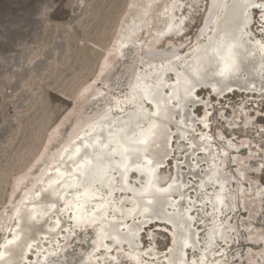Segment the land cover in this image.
Returning a JSON list of instances; mask_svg holds the SVG:
<instances>
[{
  "label": "bare ground",
  "instance_id": "6f19581e",
  "mask_svg": "<svg viewBox=\"0 0 264 264\" xmlns=\"http://www.w3.org/2000/svg\"><path fill=\"white\" fill-rule=\"evenodd\" d=\"M206 1L201 27L198 28V35L193 39L187 37L186 31L183 30L192 21L193 13H191V9L193 8L194 11L195 6L201 5L202 0H126L125 8L118 19L115 33L109 44L110 47L108 46L109 48L105 49L93 77L82 85L76 96H82L89 88L87 95L91 96V100L88 101V104L86 102V106L90 102L93 103L94 107L87 113L85 109L78 106L64 138L59 141H53L56 144L49 149L56 126L70 118L71 108L67 110L46 134L38 153L12 179L13 186L16 185V187L9 191L6 200L0 206V252L5 254V258L3 261H0V264H32L30 262L32 257L35 259H45L54 253L56 254L57 249L60 247V241L65 240L67 233H70L72 229L76 231L90 229L89 231L92 232V240L90 239L91 249L82 257L81 261L83 264L95 263V253L100 248H102L100 249L102 252L107 253V256H109L102 257L101 259L109 258L108 262L115 264L113 261L116 259L115 251L108 253L109 251L101 246L100 227H85L84 224L75 227L76 222L69 221V216L73 214L80 215L79 212L73 213L65 210L61 214V212L56 210L64 209L66 203L74 204L76 191L75 189L64 190L65 186L63 184H61L60 188H57L55 182L63 180L62 173L67 174V172H71L76 167L67 158L75 152L76 147L80 146L81 139L87 137L85 142L93 143L97 137H100L101 139H105L107 143L106 138L109 133L115 134L123 128L130 127L137 115L141 113V109L144 112L156 111L155 102L149 105L143 100V90L145 87L159 85L160 94L164 97L171 93L182 91V89L177 87L176 74L178 72L184 74L186 66L195 69L196 62L203 55V50L207 47L209 41L216 40L217 33L221 37L224 36L230 30L235 15L246 11L247 22L250 24L251 9L253 8L243 9L241 7L243 4H261L262 8L255 10L263 11L262 15H264V0ZM242 27L243 25H241ZM249 32L248 28L244 38L250 40L252 46L241 45V50L234 52L229 62L230 67L232 64L236 65L233 68L234 72L241 73L238 79H233L229 83V87L235 86L239 90L243 89V91L247 92H253L252 89L254 87L256 92H261L264 91V88H262V82H264V48L257 46L256 42H264V39L257 36L251 37ZM239 34L238 32L237 35ZM174 38L178 39V41L173 42L171 39ZM130 42L134 43L132 45L129 44L132 50L130 52V60L128 59L123 62V68L120 72H112L106 78L108 73H102L107 67L106 57L109 51L114 50L116 55H121L119 59H122L124 57L123 46ZM158 43L162 44L158 45ZM169 44L175 50L172 55L156 54L157 52H164ZM209 51L211 50L209 49ZM222 55H227V52L225 51ZM177 58H180L179 62H177ZM117 61L121 62L122 60ZM224 66L222 62L220 68H214V71L219 73L224 69ZM169 67H172L174 70L168 71ZM209 75L211 76L212 73H209ZM203 84L210 85V92L213 85H215V79ZM216 86L218 87V85ZM227 91L225 89V92ZM217 97L219 96H215V99ZM206 99H208L207 93ZM87 100V97L83 99L84 102ZM171 103L175 104L174 98ZM194 106H192L190 111H181L182 115L188 117L189 125L195 127L194 134L190 133V131H183V129L177 128L175 123H170L168 127L173 133L172 140L175 138V141H180L181 135L188 136L190 137V143L197 144L199 147L195 153H192L189 149V143H185L184 154H181L180 158H178L180 167H175L177 157H174L171 161V166L167 165V167L162 168L159 172L161 180L159 187H167L173 181L171 179L166 180L165 178L169 175L176 177L178 174L180 175V181L189 185V187L182 189L184 197L182 207L190 209V211L186 212L185 219L187 220V217H191L186 225L181 222L189 245L182 250L181 255L183 259L186 262L189 259H195L197 264H228L229 260L225 261L219 256H215L214 250L217 241L220 239L225 241L227 237L224 232L226 224L222 221L220 214L223 209L229 210L235 206V198L242 206L240 207L246 210L248 206H246L242 199L239 200V198L247 190V187L242 185L241 179L235 173H229L224 169L222 163L226 153L225 149L228 150L227 147L223 145V148L219 151L221 153L216 152L208 139L209 134L202 130L197 132L199 129H197V123L193 121L192 117L195 116L197 119L202 120L207 110L203 107L200 110V114H196L193 111ZM173 115H175V112ZM179 120L180 116L176 115V121ZM156 123H160V121H156ZM142 127L147 128V125L142 124ZM201 127L203 130L205 129L203 124L199 126V128ZM200 136L205 137L203 142L200 141ZM224 141L227 146L232 147L230 150L232 153L239 150V145L237 146L228 139ZM73 142H75V145H73ZM109 147L114 148L116 145L110 144ZM172 147L176 148V144L173 143ZM65 149H68V151L65 152ZM199 150L202 151V157L197 155ZM96 151L99 152V149L97 148ZM61 157L64 158L63 163L60 162ZM201 160L204 161L202 167L199 166ZM230 160L239 165L240 159L237 161V156H231ZM57 166L60 167L59 173L56 171ZM121 168L120 157L116 156L111 162V167L107 169L104 186L97 185L96 195L103 197V202L109 208L107 214L108 220L114 221L118 226L120 222H123L125 230H127L132 225L133 210L139 204L138 194L141 190L140 183L142 181L140 173L129 171V184L126 186L123 194H121ZM237 172L241 174L242 178L244 177V173L240 169L237 168ZM28 175L29 178L25 179ZM234 177L240 179L235 184L236 195L235 192L228 190L227 187L229 180ZM79 179L78 175H74L73 180L69 183L75 184ZM144 179L147 178L145 177ZM109 187L111 195L106 190ZM127 188H135L137 189V193L133 194ZM53 189L59 193V198ZM250 190V195H247L250 198L251 196L255 197L257 191L264 190V184L251 186ZM80 191L82 192L83 189H80ZM150 198L146 197V199ZM179 200L180 194L172 197L173 202ZM221 200L223 203H220ZM52 205L56 207L53 208ZM95 206L94 203L93 209H95ZM176 207H181V205L169 207L167 211L170 213L175 212ZM197 211L203 214L205 220L202 222L196 219ZM33 216H38L39 219L34 221L31 219ZM58 219L61 221V227L64 231L57 229L53 232L51 230L56 228V221ZM137 220H145V217H137ZM151 222L168 224L169 246L167 250L149 252L147 250L151 247L139 249L136 246L140 232ZM199 231L202 233L201 236H199ZM177 232L178 227L176 222H170L167 216L147 218V222L143 223L140 230L137 231L133 246L128 252H125V256L127 257L126 262L129 264H142L141 257L145 253L151 257V261L147 262L148 264H171L173 258L176 256L177 244L175 241L177 239ZM113 235H117V233L114 232ZM14 236L19 237V240L12 245L4 247L6 242L12 240ZM263 237L262 235L259 238L263 239ZM259 238H255L254 236L249 237V240L254 241L259 240ZM37 243H39V248L36 247ZM103 243L107 245V249L114 248L117 254L119 249L124 248L123 246H128L126 242L122 243L119 247L115 246L111 241H104ZM27 244L32 245L31 250H29ZM260 246L264 248V242L260 243ZM193 250L195 254L187 257V252ZM97 262L99 263V261Z\"/></svg>",
  "mask_w": 264,
  "mask_h": 264
},
{
  "label": "rangeland",
  "instance_id": "374dc122",
  "mask_svg": "<svg viewBox=\"0 0 264 264\" xmlns=\"http://www.w3.org/2000/svg\"><path fill=\"white\" fill-rule=\"evenodd\" d=\"M206 2L202 0L194 11L191 9L192 21L183 30L187 37L194 39L198 35ZM125 4L126 0H0V206L9 191L16 187L12 182L14 175L21 172L38 153L46 134L60 117L71 108L70 118L56 126L49 149L55 146L56 142L53 141L64 138L78 106L87 113L94 107L90 102L86 106L91 100V96L87 95L89 88L82 96H76L82 85L93 77L105 49L110 47ZM262 12L251 9L248 26L251 37L264 39V34H261L264 33ZM171 40L178 41L176 38ZM129 44L134 43L123 46L122 59H119L121 55H116L114 50L109 51L106 57L107 67L102 73H108L106 78L112 72H120L123 62L130 60L132 50ZM160 44L162 43H158ZM165 51L156 54L168 56L175 50L169 44ZM209 89L210 85L204 84L197 89L199 97L210 102L206 110L211 113L207 118L208 122L206 121L209 125L207 130L199 128L201 124L197 123V132L202 130L209 134L216 152L223 145L227 147L222 165L227 172L235 173L242 185L247 187V192L243 195L241 193L239 200L242 199L248 206L244 210L235 198L236 208L223 209L220 217L226 224L224 232L227 237L225 241L220 239L215 244V256L229 260V263L226 262L228 264H264V248L260 246L264 237L259 238L264 236V190L257 191L255 197L247 195L251 193V186L264 184V95H261L262 91L247 92L234 86V91H227L215 99V93L212 95ZM206 93L209 100L206 99ZM86 97L88 100L84 102ZM201 109L203 106L195 105L193 111L200 114ZM227 139L239 145V150L232 153V147L227 146L224 141ZM180 148L184 149L185 143H180ZM201 153L199 150L197 155L202 157ZM234 155L238 157L237 161L240 159L239 165L230 160ZM180 156L181 153L176 151L174 157ZM172 160L167 165L171 166ZM203 163L201 160L199 166L202 167ZM237 168L244 173L243 178ZM28 178L29 175L25 179ZM240 179L231 178L227 184L228 190L235 192V195V184ZM196 219L199 222L205 220L200 211L196 212ZM167 229L168 224L151 222L140 232L136 246L139 249L151 247L147 250L149 252L167 250ZM89 230L72 229L67 233V238L60 241L59 249L69 248L70 257L75 264H83L82 257L91 249L92 232ZM72 233L76 235L74 240ZM201 234L199 231V236ZM254 236L259 240H249V237ZM123 247L118 254L114 248L108 252L115 251V258L118 260L115 264H129L126 262L125 252L130 248ZM59 249L51 257L39 258L40 260L32 257L30 262L54 264ZM100 249L95 253L96 261H99L97 263L110 264L109 258L101 259L108 254ZM192 254H195L194 250L187 252V257ZM150 258L143 253L142 264H148ZM96 261L93 264H97ZM194 261L196 260L189 259L187 264H193Z\"/></svg>",
  "mask_w": 264,
  "mask_h": 264
},
{
  "label": "snow or ice",
  "instance_id": "6c2138e0",
  "mask_svg": "<svg viewBox=\"0 0 264 264\" xmlns=\"http://www.w3.org/2000/svg\"><path fill=\"white\" fill-rule=\"evenodd\" d=\"M241 7L243 9L253 7L260 10L262 5L245 3ZM241 25H243L242 28ZM248 26L246 11L235 15L230 30L222 37L217 33V39L209 41L207 47L203 50V55L197 60L195 69L186 66L184 74L179 72L176 74L177 87L182 89V91L174 92L164 97L160 94L159 85L145 87L143 100L149 105L155 102V112H144L141 109V113L137 115L130 127L123 128L115 134L110 132L106 138L107 143L105 139L100 137H97L93 143L85 142L87 137L81 139L80 146L76 147L75 152L67 158L76 167L71 172H67V174L62 173L63 180L55 182L57 188H60L61 184H63L65 186L64 190L75 189V203H66L64 209L56 210L61 212V214L65 210L73 213L79 212L80 215L73 214L69 216V221L76 222L75 227L80 224H84L85 227H100L101 246L108 251H111V249H107V245L103 243L104 241H111L117 247L126 242L128 247L131 248L136 239L137 231L140 230L143 223L147 222V218L167 216L169 221H175L178 227L175 241L177 244L176 256L171 264H187L181 255L182 250L189 246L181 222L186 225L187 221L191 219L190 216L187 217V220L185 219V214L190 209L182 207L184 200L182 189L189 187V185L182 183L178 174L176 177L169 175L165 178L173 181L167 187H159L161 182L159 172L173 159L176 151L184 154V149L180 148V143H189V149L192 153H195L199 145L191 144L190 137L183 135H181L180 141L172 140L173 133L168 125L175 123L177 128L195 133V127L189 125L188 117L182 115L181 111H190L193 105H200L205 107V109L210 106V102L204 101L197 94L198 87H202L204 82L215 79V85H213L211 91L216 96L222 95L225 89L229 92L234 91V89L229 87V83L233 79H238L241 73L234 72L233 68L236 65L232 64L230 67L229 62L233 53L241 50V45L252 46L250 40L244 38ZM238 32L240 33L239 35H237ZM256 45L264 48V42L257 41ZM225 51L227 55H222ZM179 59L177 58V62H179ZM222 62L225 65L224 69L216 73L214 68H220ZM173 70L172 67L168 69V71ZM209 73H212V75L210 76ZM262 88H264V82H262ZM252 91H255L254 87ZM261 95H264V91H262ZM173 98L175 99V104L171 103ZM174 112L175 115H173ZM176 115L180 116L179 121H176ZM210 115L211 113L206 111L204 119L200 120L195 116L192 119L196 123L203 124V127L207 129L209 125L206 121ZM156 121H160V123H156ZM142 124H146L147 128L142 127ZM177 134L179 135V133ZM208 139L210 140L211 138L208 137ZM204 140L205 137L200 136V141L203 142ZM173 143L176 144V148L172 147ZM110 144H115L116 147L110 148ZM73 145H75V142H73ZM97 148L99 152L96 151ZM67 151L68 149H65V152ZM116 156L120 157L122 164L120 173L122 179L121 194H123L129 184V171L141 174V190L138 194L139 204L133 210L132 225L127 230H125L123 222H120L118 226L114 221L108 220L109 208L103 202V197L96 195L97 185L104 186L107 169L111 167V162ZM60 162H64L63 157H61ZM175 167H180L178 158ZM56 171L60 172L59 166L56 167ZM74 175H78L80 179L75 184L69 183L73 180ZM145 177L147 179H144ZM80 189H83V191L81 192ZM106 190L109 195L112 194L110 187ZM127 190L133 194L137 193L135 188H127ZM53 191L55 192V189ZM55 194L59 198V193L55 192ZM176 194H180V200L173 202L172 197ZM146 197L151 198L146 199ZM94 203L96 205L95 209H93ZM220 203H223V201L221 200ZM175 205H181V207H176L175 212L170 213L167 211V208ZM52 207L55 208L56 206L52 205ZM140 216L145 217V220H137V217ZM31 219L35 221L39 217L33 216ZM57 229L64 231L59 219L56 221V228L51 231L54 232ZM114 232L117 235H113ZM18 240L19 237L14 236L12 240L6 242L4 247L12 245ZM27 247L29 250L32 249L31 244H27ZM36 247L39 248V243L36 244ZM4 258L5 254L0 252V261H3ZM193 264H196V262L194 261Z\"/></svg>",
  "mask_w": 264,
  "mask_h": 264
},
{
  "label": "water",
  "instance_id": "95a60500",
  "mask_svg": "<svg viewBox=\"0 0 264 264\" xmlns=\"http://www.w3.org/2000/svg\"><path fill=\"white\" fill-rule=\"evenodd\" d=\"M207 87H209V86H207ZM211 94L214 95V93L212 91H211ZM73 236H74V238H73V240H74L76 235L73 234ZM55 259H56V261L53 262L54 264H75V263H73V258L70 257V249L69 248H65L63 250H60L59 254L57 255V257ZM113 261L116 263L118 260L115 259ZM78 263H79V261H78ZM91 264H93V263H91ZM102 264H104V263H102Z\"/></svg>",
  "mask_w": 264,
  "mask_h": 264
}]
</instances>
